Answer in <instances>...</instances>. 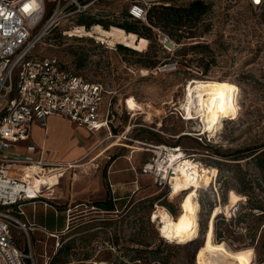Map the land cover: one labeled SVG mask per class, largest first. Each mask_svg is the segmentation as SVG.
<instances>
[{
    "label": "rangeland",
    "instance_id": "374dc122",
    "mask_svg": "<svg viewBox=\"0 0 264 264\" xmlns=\"http://www.w3.org/2000/svg\"><path fill=\"white\" fill-rule=\"evenodd\" d=\"M191 1L172 0L170 3L184 6ZM203 1L209 8L198 22L186 23L179 30L169 25L159 27L175 47L161 42L154 27L150 39L131 34L136 42L141 41V49L137 50L139 54L122 52L116 47L122 43L65 34L64 31L77 30L83 25L73 21L74 28L68 29L67 24L53 28L31 52L36 57H56L62 65L83 78L104 83L110 92L106 100L111 99V136L105 131H86L85 134L75 129L73 123L63 120L66 118L62 115L47 121V146L53 141L60 142L67 133L81 143L84 140L86 151L77 157V168L64 174L69 173V182L79 175L95 174L96 170L102 173L113 155L130 157L138 168L154 155L151 147L158 144L180 145L184 157L202 166L216 168L219 164L220 176L216 168L209 186L197 191L200 203L198 238L174 243L160 236L159 223L152 221L151 214L157 204L165 207L169 204L171 213L177 215L181 195L168 194L169 191L146 176L139 185V196L117 200L114 209L109 211L100 212L98 210L102 207L99 206L92 210L89 203L85 207L79 205L83 202L58 198L59 193H55L58 196L55 202L50 203L52 208L44 204L46 199L35 205L25 204V212L34 229L29 231V236L21 229H13V236L22 248H28L30 241L37 264H43L46 255L50 257L49 264L77 263L92 256L100 260L113 258L114 254L106 249L104 242H111L134 264H195V254L206 242L212 212L217 206L221 208L220 215L225 217L223 223L219 219V229H227V232L224 238L214 236V239L225 241L233 253L252 248L246 236L236 233L238 228L225 222L237 211L238 201L247 198L236 188L245 187L253 201L262 205L264 210V187H259L262 185L261 175L250 159L252 156L235 164L237 161L225 159L224 154L264 143V3L253 5L252 0ZM131 2L98 0L76 18L99 21L110 29L114 24L132 21L125 17ZM53 4L54 0H45L44 18ZM95 24L98 23L83 26L90 30ZM152 63L154 67L148 66ZM192 79L221 81L236 88L237 114H224L214 135L202 133L201 118L183 120L180 116L184 114L185 86ZM134 102L144 105L145 109H134ZM35 132L44 139L42 129ZM107 145L112 146L111 150L108 154H101ZM87 162L90 168L83 166L87 171L77 166ZM121 162L119 160L118 164ZM92 164H97V169ZM116 194L123 195L126 191ZM251 210L259 213L255 208ZM95 218L102 220L94 221ZM247 218L249 224L258 226L256 237L261 232L260 239L264 242V217L261 221H255L252 216ZM97 224L110 228L112 239L103 229L89 230ZM200 224L206 229L200 230ZM63 229L68 232H58ZM56 233L59 239L54 238ZM254 256L252 264H264V251L260 257L254 250Z\"/></svg>",
    "mask_w": 264,
    "mask_h": 264
},
{
    "label": "built area",
    "instance_id": "2783aa9c",
    "mask_svg": "<svg viewBox=\"0 0 264 264\" xmlns=\"http://www.w3.org/2000/svg\"><path fill=\"white\" fill-rule=\"evenodd\" d=\"M96 1L54 0L50 13L44 18L45 0H0V264H37L30 241L28 248L20 247L13 236V229H21L29 236V231L34 228L23 205L45 198L44 204L50 199L55 200V188L60 179L76 166L75 161H45L41 155L17 158L13 147L29 139L32 122L35 120L45 126L48 116L62 115L77 127L91 132L104 129L111 136V99L106 100L110 93L106 85L83 78L54 56L31 55L45 34L61 24H67L68 29L74 28L76 17ZM171 1L132 0L127 12L132 18L146 23L151 4L167 5ZM252 4L259 5L261 0H252ZM155 30L161 42L173 44L159 28ZM180 116L187 120L184 114ZM198 139L201 140L200 137ZM151 148L155 157L145 161L140 172L151 175L158 186L169 191L170 154L175 152L178 159L184 158V153L180 146L158 144ZM180 153L182 155L178 156ZM48 174L57 176L53 184L44 180ZM79 205L87 206L86 203ZM90 206L97 210L95 205ZM98 211L109 210L100 208ZM95 229L105 230L112 239L110 228L97 225ZM104 243L107 244L106 249L114 254L113 258L100 260L92 256L71 264H134L111 242ZM49 261L50 257L46 255L43 264H49Z\"/></svg>",
    "mask_w": 264,
    "mask_h": 264
},
{
    "label": "bare ground",
    "instance_id": "6f19581e",
    "mask_svg": "<svg viewBox=\"0 0 264 264\" xmlns=\"http://www.w3.org/2000/svg\"><path fill=\"white\" fill-rule=\"evenodd\" d=\"M65 34L69 36H94L99 40H108L112 44L122 43L136 50L141 49L128 32L115 26L105 29L100 24H95L90 30L81 26L77 30H67ZM236 93L234 86L221 81L192 79L185 86L183 103L185 119L191 120L196 116L201 118L202 133L214 135L222 124L221 118L224 114L228 116L237 114L238 106L234 100ZM133 108L144 110L145 106L134 102ZM180 155L182 154L180 153L178 156ZM170 156L172 172L170 174L171 187L169 193L172 191L170 195L173 193L177 196L181 195L178 205L179 211L177 215H173L165 206L157 204L156 209L151 214V219L159 223L158 230L161 237L169 242L186 243L196 238L199 233L200 203L197 198V191L199 188L209 186L217 170L202 166L199 162L187 157L176 159L175 152H172ZM49 175L44 180L53 184L57 180V176ZM220 210L221 208L217 206L212 212L207 239L195 254V264H252L255 258L253 248H243L233 253L225 241L217 242L214 239V218Z\"/></svg>",
    "mask_w": 264,
    "mask_h": 264
},
{
    "label": "crops",
    "instance_id": "0c3cea01",
    "mask_svg": "<svg viewBox=\"0 0 264 264\" xmlns=\"http://www.w3.org/2000/svg\"><path fill=\"white\" fill-rule=\"evenodd\" d=\"M51 118L53 119L58 117L56 114L48 116L46 118L45 126L40 125L35 120L32 122L29 139L26 142L17 143L13 147V150L17 158L29 159L41 155L45 161H49V162L77 161V157L86 151V147L83 144L84 140L83 143H81L79 142L78 138L70 136V133H67L65 136H63L60 142L59 141L50 142L48 147L46 142V132H47L46 126H47V121ZM62 119L70 124L72 123L67 118L66 119L62 118ZM74 128L82 130L85 134L86 131H88L85 128L77 127L76 125L74 126ZM41 129L43 130L44 133V139L39 138L37 132H35ZM100 131L107 132L104 129ZM48 148H50V150H48ZM111 148L112 146L110 145L105 146L101 150L102 152L101 154H108ZM119 160L122 161L120 164H118ZM143 163H141L139 167L136 168V166L131 161L130 157L117 156L112 162H110L106 166L105 169H103L102 173L97 172L96 170L95 174L79 175L77 179L73 178L72 182H69V173H68L60 179L59 185L55 188V193L56 194L59 193V197L58 196L56 197L58 198L62 197L66 199L70 198L71 201H79L86 204L89 203L91 205H94L96 202L103 201L106 198V195L109 194L111 199L109 200V204L115 206L117 200H120L125 197L130 199L132 197H137L140 195L141 193V190L139 188L140 183L145 180L146 176L151 177V175L149 174H143L140 172V167ZM87 164L88 162L80 163L77 166L83 167L86 166ZM92 165L96 166L95 169H97L98 166L97 164H92ZM75 168L73 169L75 170ZM87 168H90L89 165H87ZM83 170L87 171L86 167H83ZM118 191H126V194L118 196L116 194V192ZM48 202L45 205H48L49 207L52 208V205L50 203H53L55 201L50 199L48 200ZM35 204L36 203H34L33 205ZM24 205H23V210L25 212ZM95 206L97 205L95 204ZM99 220L100 218L94 219V221H99ZM97 225H94L89 230L90 231L96 230L95 227ZM67 230L68 229H63L58 232L64 234L68 232ZM56 237H57L56 239H59L58 235Z\"/></svg>",
    "mask_w": 264,
    "mask_h": 264
},
{
    "label": "trees",
    "instance_id": "16d2710c",
    "mask_svg": "<svg viewBox=\"0 0 264 264\" xmlns=\"http://www.w3.org/2000/svg\"><path fill=\"white\" fill-rule=\"evenodd\" d=\"M261 3H264V0H261ZM208 8L209 7H208L207 2L203 0H193L184 6H177L171 3L167 5L153 3L147 10V14H146L147 22L146 23L145 22L143 23L138 19L132 18L128 14V12H126L125 17L131 18L132 21L126 20L123 23L114 24V25L124 29L130 35L132 33H135L137 34L138 37H144L146 39H150L153 34L152 28L154 27L164 28L169 25L175 28V30H179L180 28L185 27L186 23L198 22L201 19L202 15H204L207 12ZM75 21H78L80 24H83L86 27H89L92 23H98V24L100 23L101 25H103V27H105V29H107L108 27L107 25L99 21L84 20L81 18H76ZM137 43L141 45V41H139V39L137 40ZM116 47L118 50L122 52L139 54L136 49H132L122 44H117ZM148 66L154 67V63L149 64ZM110 128H111V131H113L112 124L110 125ZM173 146H180V145H173ZM245 152H249L250 154L246 155ZM117 156L119 155L110 156L109 163L112 162ZM248 157H251L250 159L254 161L255 167L260 172V175H261L260 181L262 185L259 184V187L263 188L264 187V143L261 145L247 148V149L237 150L232 153L224 154L225 159H228L230 161H237L235 162V164H239L240 160L246 159ZM215 167L217 168L219 172L218 175L220 176L221 167L219 166V164L216 165ZM236 191H238L239 193H242L247 198L244 201L242 199L238 201L239 205H238L237 211L232 213V215L229 218H226L225 223L228 226L233 225L235 228H238L236 233L246 236L250 240L251 247L255 250L256 254L258 256L260 255L261 257L264 251V242L261 241L260 239L261 232L259 234V237H256V229L258 228V226L249 224V222L247 221L248 219L247 217L252 216L255 221H261L264 217V210L261 209L262 205H260L259 203H255V201H253L252 196L250 195L249 191L245 189V187L236 188ZM109 200L111 199H110L109 194H107L106 198L103 201L96 202L95 204L99 207H102L103 209L113 210L114 208L112 204H109ZM166 207L168 208L170 212H172V208L169 204H166ZM252 208L257 209L259 213H252V210H251ZM211 209L212 208L210 207V210ZM245 209L248 211H246ZM220 214L221 213H218L214 218V236L216 237V239L224 238L227 232L226 231L227 229H219V222H218L219 219H221L222 223L223 221H225V217ZM202 228L206 229L204 224L203 226L202 224H200V230H202Z\"/></svg>",
    "mask_w": 264,
    "mask_h": 264
},
{
    "label": "snow or ice",
    "instance_id": "6c2138e0",
    "mask_svg": "<svg viewBox=\"0 0 264 264\" xmlns=\"http://www.w3.org/2000/svg\"><path fill=\"white\" fill-rule=\"evenodd\" d=\"M25 11H28V9L26 8Z\"/></svg>",
    "mask_w": 264,
    "mask_h": 264
}]
</instances>
